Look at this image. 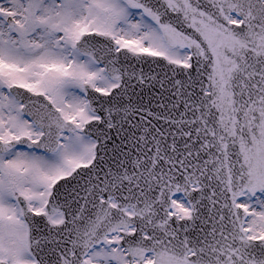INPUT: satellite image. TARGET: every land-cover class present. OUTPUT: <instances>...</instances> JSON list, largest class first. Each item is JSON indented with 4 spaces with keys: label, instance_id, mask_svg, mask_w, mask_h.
Here are the masks:
<instances>
[{
    "label": "snow or ice",
    "instance_id": "1",
    "mask_svg": "<svg viewBox=\"0 0 264 264\" xmlns=\"http://www.w3.org/2000/svg\"><path fill=\"white\" fill-rule=\"evenodd\" d=\"M0 264H264V0H0Z\"/></svg>",
    "mask_w": 264,
    "mask_h": 264
}]
</instances>
